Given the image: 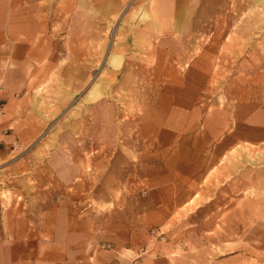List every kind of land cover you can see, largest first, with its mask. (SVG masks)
<instances>
[{"label":"crops","instance_id":"1","mask_svg":"<svg viewBox=\"0 0 264 264\" xmlns=\"http://www.w3.org/2000/svg\"><path fill=\"white\" fill-rule=\"evenodd\" d=\"M62 1L67 0H0V146L21 143L24 130L34 126L28 115L36 100L32 92L52 65L54 31L68 20ZM75 1L70 6L83 10L85 0ZM155 17L163 18L166 31L177 26L201 32L196 16L186 25L184 10L171 3ZM207 22L206 17L205 31ZM138 38L131 56L142 68L130 74L168 84L153 100L134 104L140 113L133 117L136 136L116 143L115 160H156L162 167L112 168L103 181L94 173L87 194L85 170L77 169L62 200L38 222L30 220L42 229L5 234L2 215L0 264H264V171L253 168L246 176L244 154L230 152L241 140L244 100L229 114L214 100L212 83L191 88L198 80H221L213 58L205 60L202 73L196 59L186 62L184 53L167 51L171 43ZM257 114L256 109L253 125H259Z\"/></svg>","mask_w":264,"mask_h":264},{"label":"rangeland","instance_id":"2","mask_svg":"<svg viewBox=\"0 0 264 264\" xmlns=\"http://www.w3.org/2000/svg\"><path fill=\"white\" fill-rule=\"evenodd\" d=\"M74 2L62 1L68 20L63 18L61 31H54L57 47L52 65L32 92L36 100L28 115L34 126L24 130L21 143L15 140L8 147L0 146V220L4 214L5 234L29 227L42 229L43 224H29L30 220L38 222L47 208L62 200L67 193L65 185L76 180L77 169L85 170L87 194L97 179L94 173L103 181L112 168L141 170L144 163L150 168L162 167L156 160L135 159L128 165L115 160L116 143L136 136L133 117L140 113L134 104L153 100L168 84L137 80L148 75L130 74L142 68L131 56L136 36L171 43L167 51L184 53L186 62L196 59L202 73L205 60L213 58L214 71L222 73L221 80H198L191 88L195 91L212 83L218 91L214 100L229 114L244 100V106L239 107V117L245 119L239 122L241 140L230 152L244 154L246 176L253 168L264 171V0H85L83 10L70 6ZM170 3L184 10L186 25L196 16L201 32H184L177 26L171 31L162 28L163 18L158 20L155 14H163L165 4ZM188 43L194 47L189 48ZM113 56L120 60L112 62ZM235 73L239 79H230ZM139 95L142 98L135 97ZM125 104L127 112L123 111ZM256 109L259 118L257 114L255 123L259 125L252 124ZM105 193L101 187L100 195Z\"/></svg>","mask_w":264,"mask_h":264},{"label":"built area","instance_id":"3","mask_svg":"<svg viewBox=\"0 0 264 264\" xmlns=\"http://www.w3.org/2000/svg\"><path fill=\"white\" fill-rule=\"evenodd\" d=\"M3 106H2V104H0V112L2 111V108ZM110 245L109 244H106V247H109Z\"/></svg>","mask_w":264,"mask_h":264},{"label":"bare ground","instance_id":"4","mask_svg":"<svg viewBox=\"0 0 264 264\" xmlns=\"http://www.w3.org/2000/svg\"><path fill=\"white\" fill-rule=\"evenodd\" d=\"M116 59H113L112 61H115Z\"/></svg>","mask_w":264,"mask_h":264}]
</instances>
